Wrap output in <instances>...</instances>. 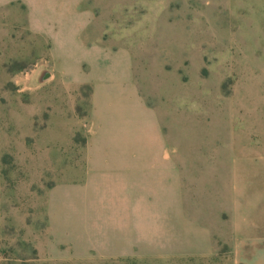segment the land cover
I'll return each instance as SVG.
<instances>
[{"label": "rangeland", "instance_id": "1", "mask_svg": "<svg viewBox=\"0 0 264 264\" xmlns=\"http://www.w3.org/2000/svg\"><path fill=\"white\" fill-rule=\"evenodd\" d=\"M72 2L0 0V264H240L234 192L264 170V0H79L108 13L144 101L176 123L170 190L121 177L104 133L92 144L93 89L46 38Z\"/></svg>", "mask_w": 264, "mask_h": 264}, {"label": "crops", "instance_id": "2", "mask_svg": "<svg viewBox=\"0 0 264 264\" xmlns=\"http://www.w3.org/2000/svg\"><path fill=\"white\" fill-rule=\"evenodd\" d=\"M72 1V9L46 14L55 25L51 24L46 38L54 65L66 75L79 74L77 84L93 89L92 144L99 146L97 134L104 133L119 145V153L111 160L119 164L121 177L168 178L170 190L179 172L177 159L168 151L176 123L161 121L144 101L132 51L110 43V27L104 20L108 13L81 12L79 0ZM92 26L96 27L90 41L84 35ZM256 157L264 166V154ZM236 175L241 177L239 171ZM239 184L232 207L234 256L240 264H264V170L249 173L246 188L240 189ZM136 186L142 184L136 182ZM152 186L163 185L153 181Z\"/></svg>", "mask_w": 264, "mask_h": 264}]
</instances>
